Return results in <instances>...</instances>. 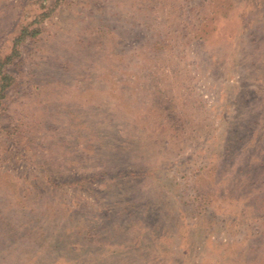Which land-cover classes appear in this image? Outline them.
I'll return each mask as SVG.
<instances>
[{
  "label": "rangeland",
  "instance_id": "obj_1",
  "mask_svg": "<svg viewBox=\"0 0 264 264\" xmlns=\"http://www.w3.org/2000/svg\"><path fill=\"white\" fill-rule=\"evenodd\" d=\"M30 24L0 264H264V0H0V60Z\"/></svg>",
  "mask_w": 264,
  "mask_h": 264
},
{
  "label": "trees",
  "instance_id": "obj_2",
  "mask_svg": "<svg viewBox=\"0 0 264 264\" xmlns=\"http://www.w3.org/2000/svg\"><path fill=\"white\" fill-rule=\"evenodd\" d=\"M54 3H57L58 0H53ZM46 13L42 14L41 17H45ZM40 33V28L35 27L32 28L31 24L23 27L18 36L13 41L12 52L8 55L3 61L0 60V101L4 98V93L10 88L13 83V79L6 72L7 65L11 64L13 60H15L19 53L18 48L20 44L25 42L27 39H31L36 37Z\"/></svg>",
  "mask_w": 264,
  "mask_h": 264
}]
</instances>
